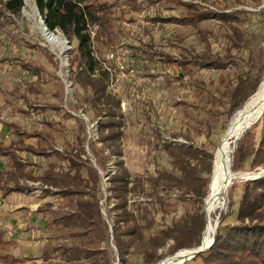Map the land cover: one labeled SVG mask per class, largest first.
Listing matches in <instances>:
<instances>
[{
    "label": "trees",
    "instance_id": "trees-1",
    "mask_svg": "<svg viewBox=\"0 0 264 264\" xmlns=\"http://www.w3.org/2000/svg\"><path fill=\"white\" fill-rule=\"evenodd\" d=\"M34 1L47 29L51 32L59 30L71 46L68 63L73 94L74 87L84 91L86 96L80 104H87L89 114L92 112L95 119L101 118L97 119V141L88 143L97 165L105 171L108 162L115 158V171L108 177L111 185L109 199H115L109 208L112 213L109 233V224L103 218L97 195L100 174L91 165L89 158L84 157L87 138L85 124L65 110L62 111L63 117L75 121L73 137L65 141L62 148L52 144L47 148L26 143L25 138L40 137L42 134L20 130L14 124H8L14 128L19 139L15 141V148L14 142L6 146L0 142V154L8 157V164L12 167L10 170L7 167L0 169V182L4 186L10 185L5 189L4 195L23 191L28 181L39 182L44 195H58L65 198L70 206L68 211L54 221L62 226L71 241L60 246L61 256L58 261L50 256L47 249L41 256L43 264H114L116 258L120 264H128L129 257L135 255L139 256L143 264H157L164 255L198 247L205 228L203 203L208 193L214 150L196 145L190 140L185 144L165 140L158 147L167 154L169 169H160L145 179L136 177L135 181H130V173L124 165L120 144L123 136L120 98L108 91L107 71L100 64L102 59L95 55L93 40L99 37H92L90 30L91 26H101L106 19L105 15L103 17L98 14L100 8L87 0ZM163 1L179 5L184 10L168 18L154 15V20L197 28L199 24L212 18L228 26L229 45L223 56L212 52L193 53L190 57L182 55L179 59L169 54L162 55L167 61H175L181 71L191 67L222 70L227 67V62L229 65L241 66L242 70L236 74L235 80L229 81L223 91L224 102L227 103L226 115L230 119L254 94L264 76V51L260 50L256 55L251 52L246 59L233 58L232 50H239L244 40L238 23L248 11L230 9L244 6L246 2L250 3L253 9H259L261 0H222L223 5L216 9H213L214 5L208 4L207 0ZM23 7L24 0H0V20H9L12 23L13 20L7 18L5 13L11 12L18 16ZM135 7V4L131 5V8ZM259 12L260 10L257 13L261 14ZM201 35L205 38V33ZM24 66L30 69L31 64L26 63ZM37 69L34 68L35 71ZM181 71L178 72L177 79L182 78ZM61 87L63 88L62 83ZM29 107L43 112L47 108L59 113L61 111V106L56 104H30ZM47 124L51 125L48 122ZM254 125L258 128V138L250 131ZM254 125L236 140L232 171L242 170L247 165L251 169L264 168V111ZM46 136L48 138L50 135ZM173 136L178 137L179 134ZM97 142L101 143V146H97ZM17 152L43 158L47 165L38 171L27 168L28 156L24 160ZM30 164L32 165L31 162ZM142 180H146L149 186L145 201L138 202L135 209H129L127 195L142 191ZM161 192L164 195H159ZM171 198L177 204H188L183 214L156 232L146 235L145 231L154 228L155 224L150 208L147 209L151 199L158 204L154 211L160 212L164 217L175 211L170 202ZM46 206L52 209V204ZM37 210L43 209L38 207ZM230 213L231 209L228 213L220 214L219 222ZM235 216L236 223L222 233L220 226L217 227L213 244L206 252L198 254L202 264H264V176L246 181ZM110 236L115 248L111 251L104 247ZM27 259L31 257L13 256L10 253V242L5 240L4 234L0 232V264H23Z\"/></svg>",
    "mask_w": 264,
    "mask_h": 264
},
{
    "label": "rangeland",
    "instance_id": "rangeland-1",
    "mask_svg": "<svg viewBox=\"0 0 264 264\" xmlns=\"http://www.w3.org/2000/svg\"><path fill=\"white\" fill-rule=\"evenodd\" d=\"M87 1L97 5L100 8L98 14L103 17L105 15L104 18H106L101 26L94 25L90 28L91 36L99 37L93 40L95 55L104 59L107 51L111 49L119 47L127 49L126 61L138 71L137 77L141 76V79L146 81L145 84L139 85L136 80L122 76L119 77L113 90L108 88L113 95L120 98V104L121 102L125 103V109L121 111L120 108L123 115V136L120 144L124 165L130 173V181H135L136 177L145 179L154 175L160 169H169L168 156L158 147L165 140L177 144H185L187 140H190L196 145L204 146L215 152L232 118L229 119L226 115L227 103L224 102L223 91L229 81L235 80L236 74L242 70V67L229 65L227 62L225 64L227 67L222 70L191 67V69L181 71L175 61H167L162 53L169 54L176 59H179L182 55L190 57L193 53L207 52L223 56L229 45L227 34L230 31L228 26L220 24L212 18L202 22L197 28L154 20V15L168 18L169 16L178 15L184 10L179 5L163 0ZM184 1L189 2L190 0ZM102 3L106 4L102 5ZM207 3L214 5L213 9L220 8L223 5L222 0H207ZM130 4H135L136 7L131 8ZM235 9H242L248 11V13L244 14L238 23L244 37L242 46L239 50H232V55L233 58L246 59L251 52L256 55L260 50L264 51V9H253L248 2L244 6L234 7L230 10ZM258 10L261 14L257 13ZM38 15L40 14L35 1L24 0L21 14L15 15V20L12 19V23L9 20H0L2 22L0 44L5 36L15 43L14 62L10 66L0 68V142L9 144L19 139L14 132V128L8 126L11 123L20 130L40 132L42 134L40 137L24 139L34 146L41 145L48 148L52 144L55 147L62 148L65 141L72 139L73 130L75 129V121L63 117L62 111H66V107L75 113L82 110L78 107L80 101L84 100L86 93L74 87L75 94L73 98H71V95L66 96L65 69L61 65V60H59V58H62L63 52L57 50L56 47L44 39L39 29V24H42ZM58 31L53 33L62 37L60 38L63 42L64 51L66 49L64 39L66 38L60 31L58 34ZM201 33H205V38ZM224 59L227 60V58ZM26 63L31 64L30 69L24 66ZM107 63L112 64L111 62ZM35 67L38 68L37 71L34 70ZM179 71H181V79L176 77ZM30 104H56L61 106V111L59 113L50 108H47L44 112L40 109L34 110L29 107ZM86 113L93 121L96 120L92 112L89 114L86 111ZM250 131L255 138H258V128L255 125ZM46 134L50 136L47 138ZM177 134H179L178 137L173 136ZM239 137L241 135L235 140ZM92 141L96 142L97 140L86 138L85 150H87L84 157L91 159L92 166H94V163L97 166L96 159L88 145ZM236 143L237 141L233 146L236 147ZM96 144L101 146L99 142ZM105 151L108 153L107 149ZM17 153L19 154V152ZM24 156H28L27 168L31 167L38 171L47 165L43 158H34L27 153H24ZM50 159L52 160V158ZM114 159L112 158L108 165L113 164ZM114 167V165H110V171L115 170ZM100 172L102 174L100 173L97 195L101 213L104 220L109 224V233H111L112 213L109 212V208L113 205L115 199H109V196H111L109 187L111 185L103 176L106 174V170L100 169ZM234 172L239 173L240 177L233 181L227 189L224 195V207L221 210L214 211L212 215V220L217 222L220 214L228 213L231 209L230 215L222 222H218L217 227L220 226V233L236 223L235 215L246 181L264 176V168L251 169L248 165L244 169ZM39 186L41 187V184L38 185V191H34L37 192V195L26 193L31 198L35 196L32 203L43 209L35 211L39 220H35L32 226L27 227L28 230L29 228L35 229L34 236L29 240L33 243L32 246L37 241L45 243L44 245L37 244L39 245L37 248L34 246V252L37 253L36 257L38 255L42 256L48 249L47 252L50 253V256L58 261L61 256L60 246L69 244L71 240L67 238L62 226L54 220L68 211L70 206L65 198L58 195L44 196L38 194L40 193ZM148 191V182L142 180V191L131 192L127 195L129 209H135L138 202L145 201L146 192ZM159 195L164 194L161 192ZM171 195L174 196V194ZM15 202L22 203L23 198H18ZM170 202L175 207V211L169 212L163 217L160 212L156 213L154 211L155 207L158 208V204L151 199L147 209L150 208L149 211L151 216L154 217L155 224L154 228L145 231L146 235L156 232L161 227L171 223V221L182 215L188 206L187 203H175L173 198ZM47 204H52L54 209L48 208ZM204 207L205 203H203V211ZM41 222L44 223V230H40L38 227V223ZM0 232H2L1 228ZM2 233L4 234V232ZM46 240L48 242H45ZM104 247L110 251L115 249L111 236L109 241L104 243ZM168 256L170 254L164 255L157 264ZM116 262L117 258L115 259ZM43 263L42 260L31 262V264ZM128 264L143 263L139 256L135 255L129 257ZM181 264H202V259L198 255Z\"/></svg>",
    "mask_w": 264,
    "mask_h": 264
},
{
    "label": "bare ground",
    "instance_id": "bare-ground-1",
    "mask_svg": "<svg viewBox=\"0 0 264 264\" xmlns=\"http://www.w3.org/2000/svg\"><path fill=\"white\" fill-rule=\"evenodd\" d=\"M260 8L264 9V0H261ZM39 29L42 36L48 43L56 47L60 52H63V42L61 40V36L60 38L59 35L47 33L44 26L40 24ZM263 108L264 79L254 94L250 96L242 108H239V110L231 118L220 143L215 150L213 172L212 176L210 175L211 181L209 184V192L205 199L207 224L203 232L202 248H206L210 244L213 233L216 229V220H212L213 212L221 210L224 207V195L227 189L233 181L240 177L239 173H235L231 168L232 151L235 150V146H233L232 149V145L236 141L235 139L246 130L247 126L261 116ZM191 253L192 252L189 249H182L176 256L167 257L159 264H181Z\"/></svg>",
    "mask_w": 264,
    "mask_h": 264
},
{
    "label": "crops",
    "instance_id": "crops-1",
    "mask_svg": "<svg viewBox=\"0 0 264 264\" xmlns=\"http://www.w3.org/2000/svg\"><path fill=\"white\" fill-rule=\"evenodd\" d=\"M3 39H6V40H3ZM6 43L9 46L11 44H15V43L11 42V40L8 39L7 36L2 38L1 44H0L1 45V47H0V68L3 66L4 67L10 66V64H12L14 62V58H15V52L10 50ZM73 96H74V94L72 91V97L71 98H73ZM78 109H83V112L87 116L88 120L90 122H93V120L86 113V111H88V113H89V109H88L87 104L81 103L80 106L78 107ZM71 111H72L71 109H68L66 107V112H68L73 117H76L82 121V119L77 114L72 113ZM97 119L98 118H96V120H94V121H97ZM82 122L85 124L84 121H82ZM85 126H86V124H85ZM25 142L29 143L26 140H25ZM29 144H31V143H29ZM6 145H8V144L3 143V146H6ZM14 148H15V141H14ZM24 153L25 152H21V153L19 152L21 157L26 158V156H24ZM33 157L35 158V156H33ZM7 159H8L7 156H2L0 154V169L4 170V169L8 168L10 170L12 168L8 164L9 162L7 161ZM89 160H91V159L89 158ZM34 161H35V159H34ZM96 165H97V163H96ZM93 167H95L100 174L99 166L98 165L95 166V163H94ZM39 184H40L39 182L28 181L27 186L24 188L23 191L11 192L10 194L5 196L4 191L10 185L4 186L3 183L0 182V228H1V231L4 232V239L7 241L11 240V242H10V253L13 256L19 257V258L31 257V259H27L23 264H31L32 261L38 262L39 260H42L40 255H38V257H36L37 253L34 252V246H36L35 248H37L39 246L37 244L44 245L45 243H41L42 241H37L36 244L32 246L33 243L29 239L32 238V236H34L33 234L35 233V229L34 228H29V230L27 229L28 226H32L34 224L35 220H37V221L39 220L37 218V213L35 212L39 206L35 203H32L33 198L35 196H33L31 198L30 195H28L29 193H33L34 195H37V192H34V191H38L37 188H38ZM43 187L45 188L46 186H43ZM39 189H40V191H39L40 193H38V194H43L42 188L40 186H39ZM26 193H28V194H26ZM49 195L50 194H46L44 196H49ZM18 198H23V202L22 203L15 202ZM48 202H51V201H48ZM52 209H54V207H52ZM25 214H26V216H25ZM43 226H44L43 222L38 223V227L40 228V230H44ZM45 242H48V241L46 240Z\"/></svg>",
    "mask_w": 264,
    "mask_h": 264
},
{
    "label": "built area",
    "instance_id": "built-area-1",
    "mask_svg": "<svg viewBox=\"0 0 264 264\" xmlns=\"http://www.w3.org/2000/svg\"><path fill=\"white\" fill-rule=\"evenodd\" d=\"M22 10H23V8H22ZM5 15L7 18H11V19L15 20V14H13L11 12H6ZM38 17H39L40 23L42 24V22H43L42 17L40 15H38ZM46 32L49 34H52V35L54 34L51 31H46ZM57 33L59 34V31ZM64 42L66 44V47H65L66 49H64L63 56H62V58H59V60H61V65L65 69L64 76H65L66 96L68 97L71 95V97H72V87H71V82L69 80V63H68V55H69V52L71 50V46L66 39H64ZM7 46L10 50L15 52V45L14 44H11L10 46L7 44ZM0 47H1V45H0ZM126 54H127V49H124L123 47L111 49V50L107 51L104 59H102L100 61L102 68L104 70H106L107 74H108V88H110L112 90L114 89V86L118 82L119 77H122V76H127L130 79L132 78V79L136 80V82L139 83V85L146 83V81H144V79H141L142 78L141 76L137 77L138 71L135 70L134 68H132L131 64L128 61H126V58H125ZM107 62H111L112 64H108ZM120 108H121V111L123 109H125V103L124 102H121ZM71 112L75 113L74 111H71ZM75 114H77L86 124L87 139L88 140H90V139L96 140L97 136H98V129H99L97 121L90 122L88 120L87 116L85 115V113L83 112V109L79 110V112H77ZM110 165H113V164L111 163L108 165V168L106 170V174L103 175L104 179H106V180H108V177L110 176V174H112L115 171L114 169L112 171H110V169H109ZM100 173L102 174V172H100ZM114 264H120L119 260L117 259V262L116 263L114 262Z\"/></svg>",
    "mask_w": 264,
    "mask_h": 264
},
{
    "label": "water",
    "instance_id": "water-1",
    "mask_svg": "<svg viewBox=\"0 0 264 264\" xmlns=\"http://www.w3.org/2000/svg\"><path fill=\"white\" fill-rule=\"evenodd\" d=\"M259 8H260V7H259ZM42 25L44 26V29H45L46 31H49V30L47 29L46 25L44 24V21L42 22ZM263 79H264V76H263ZM263 79H262V81H263ZM262 81L260 82V84L262 83ZM260 84H259V85H260ZM258 87H259V86H258ZM263 111H264V108H263V110H262V113H263ZM262 113H261V115H262ZM258 119H259V118H257L254 122L250 123V124L247 126L246 129H248V128H250L252 125H254V124L258 121ZM239 139H240V138H239ZM214 157H215V152H214ZM213 161H214V160H213ZM212 172H213V167H212ZM205 199H206V198H205ZM205 199H204V203H205ZM204 213H205V227H206V224H207V215H206V212H205V207H204ZM218 222H219V221L216 222V229H215V231H214V233H213V236H212V239H211L210 244H209L206 248H202V243H203V237H202V239H201V244H200L198 247L185 248V249H189V250H191L192 253L189 254V255L187 256V258H185L184 261H186V260H188V259H191V258H193V257H196L198 254H200V253H204V252H206V251L210 248V246L213 244L214 239H215L216 234H217V226H218ZM204 230H205V228H204ZM203 232H204V231H203ZM181 250H182V249H181ZM181 250L177 251L176 253H174L173 255H170V256H168V257H174V256H176Z\"/></svg>",
    "mask_w": 264,
    "mask_h": 264
}]
</instances>
